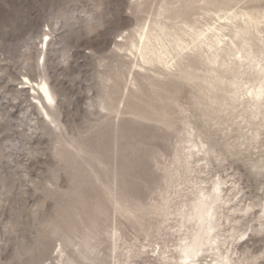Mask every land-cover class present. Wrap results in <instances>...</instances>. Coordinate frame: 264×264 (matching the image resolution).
Instances as JSON below:
<instances>
[{
  "label": "rangeland",
  "instance_id": "1",
  "mask_svg": "<svg viewBox=\"0 0 264 264\" xmlns=\"http://www.w3.org/2000/svg\"><path fill=\"white\" fill-rule=\"evenodd\" d=\"M173 1L0 0V264H59L61 245L69 258L94 247L88 255L102 260L115 229L136 252L161 242L173 224L164 210L176 198L188 125L211 147L213 175H234L248 199L264 200V148L247 151L244 133L254 126L234 124L236 112L217 113L230 95L219 74L209 79L208 66L188 56L181 68L193 80L178 67L136 73L118 38L128 32L131 42L132 29L154 19L161 4H168L166 16L181 15L176 23L203 29L216 13L264 12V0ZM262 37L250 45L264 63ZM24 77L49 83L55 123L43 121ZM260 138L264 144V129ZM236 225L244 231L256 222ZM244 248L245 264H264L263 235ZM149 256L133 264H152L156 254Z\"/></svg>",
  "mask_w": 264,
  "mask_h": 264
},
{
  "label": "bare ground",
  "instance_id": "2",
  "mask_svg": "<svg viewBox=\"0 0 264 264\" xmlns=\"http://www.w3.org/2000/svg\"><path fill=\"white\" fill-rule=\"evenodd\" d=\"M176 1L171 2V4H176ZM161 5L164 6V13L162 14L160 21H157L155 18L153 19L152 25L149 26V39H155L154 34L159 32V28L156 27L157 24L161 27L169 29L170 31L175 28L178 38L185 43L188 42L189 37L184 36L182 33L186 32L187 29H182L179 25L187 23L188 28L200 30L195 25L190 24L185 20L168 25L169 20L175 21L182 17L176 12H174L173 17L166 16V14L170 12L168 4L166 3ZM228 12L229 11L225 12L224 15H221L219 21L214 18L212 19L214 21L213 24H209L203 28V30L207 31L210 26L215 25L216 31L209 32L205 41L206 44L211 45V51H209L208 47H205L195 56L188 57L200 58L208 66L209 79L215 80V77L219 74V78L216 79L217 83L220 84V86L223 85L230 89L229 96L223 95L220 108L216 110L217 113H226L227 111L236 112L237 116L233 119L234 124L241 126L242 123L246 122V124L254 126L255 129L253 131L244 133L247 137L249 145L246 150L249 151L251 147L255 150L257 148V144L264 148V144L260 141V135L262 129H264V103L260 100H254L253 97L247 96V92L249 91L253 92L254 96L257 95L259 89L264 86L263 60H261L260 57L252 51L250 45L253 40L260 42L263 40L262 35L264 34V25L254 24L252 21H248L246 24L244 16L248 15L251 16L253 20H256L260 15L257 11H235L236 15L234 16H228ZM156 15H160L159 10ZM216 15L218 14L216 13L215 16ZM229 20L231 23L227 22ZM231 27L233 28V35L229 38V35L225 31ZM237 32H239V35H237ZM45 36L49 37V35ZM133 36L134 35H132V37ZM225 36L227 39L223 41L222 45L216 43L218 37ZM234 39H238L240 44L247 47V49L245 47L241 49L240 46L235 43ZM41 44L43 45V40ZM232 45H235V49H233ZM127 50L130 49H126V52ZM236 57H241L243 62H241V59H237ZM172 59L175 58L172 56L168 57V61H171ZM181 63L182 60H177L172 68L169 69L163 66L161 61L156 60L154 63L144 65V70H146L147 67H155L170 71L175 69V67H178L180 74L186 73L189 80L195 79L193 74L182 70ZM135 72L138 73L141 71H139V68L137 67ZM226 72H232L234 74L233 78L229 81H225V78L222 76V73ZM214 75L216 76L214 77ZM251 75H256V78H253L254 80L249 79ZM25 78L29 81V83L22 82L21 84L30 85V90L38 96L34 97V99L37 102V107L42 111L43 121L47 122V120H50L51 123H55V120L47 110V107L50 104L43 92L37 87V85L46 84L54 103V95L49 83L46 80L33 82L28 77H24V79ZM215 81L212 82L215 83ZM205 82H207L206 79ZM212 82L210 84H212ZM254 83H257V85H254ZM208 87L210 88V86ZM25 88L29 87L27 86ZM218 90L220 91V89ZM216 98L218 99L219 97ZM45 113H47V116L44 115ZM197 138L199 139L200 136H188V138L184 141V146L181 147L182 164L180 168L176 170L175 174V176H177L178 188L175 192L176 198L167 200V203L165 204L167 208L166 210L163 209L164 215H167L168 220H172L173 224H169L164 229V235L161 242H150L148 245L142 246L141 251L136 252L135 249L124 240L122 234H118L119 231L115 229L108 235L109 253L104 259H91L88 253L93 254L95 248L88 247L87 245L89 241L86 239L84 244L87 246V249L76 250V258H69L65 254V250L61 245L59 251L57 252V258L61 259L59 264H133L135 259H141L143 262H146V260H149V255L151 253L154 256L156 254L152 264H180L183 257L178 249L183 247V239L191 240L193 238V232L190 231V229L194 228V224H190L188 222L186 218L187 214L182 211L185 206H188L190 209L191 203L195 199V193L189 191L187 186L190 185L191 181H197L203 185L202 191H204L206 195L212 194V189L217 184L216 177H219L218 183L220 188V203H217L216 205V208L220 211L216 214L218 217L221 215L224 217L223 222L225 227L223 228V231L232 232L237 239L233 241L231 237H225V239H227L228 248L230 249V251L227 252L224 250L223 240H221L218 245H209L204 249L203 255L197 258L198 264H200V262H203V264H216L219 258L225 256L232 262V264H245L248 261V258L245 257L246 249H243V246L246 245L247 242L251 241L253 236H264V216L261 215V213L264 212V200L255 203L253 200L248 199L245 192L246 188L241 183V180L238 178L236 179L234 175L223 176L218 173L213 175L211 172L213 165L211 154L213 151L211 147H208L206 142H204L201 138L197 141ZM201 142L206 144L207 148H201L198 153L196 149L200 147ZM189 145H191V150H189ZM209 152L211 154H208ZM187 173L190 177L194 175L191 180L188 179V176L186 175ZM115 202L116 204L118 203L116 200ZM173 206L175 207V210L170 212ZM122 211L126 212V210ZM250 217H252V219L256 222V226L242 231L240 226H237L236 224L239 221H243V219H248ZM241 234L246 237L245 239L247 240L245 242H243L245 239L241 240L238 238ZM213 235L216 234L214 233ZM67 240L70 241L71 239ZM240 242H243L242 246L238 247ZM171 243V247H173V249H170L169 244ZM217 248L219 251L216 250Z\"/></svg>",
  "mask_w": 264,
  "mask_h": 264
},
{
  "label": "snow or ice",
  "instance_id": "3",
  "mask_svg": "<svg viewBox=\"0 0 264 264\" xmlns=\"http://www.w3.org/2000/svg\"><path fill=\"white\" fill-rule=\"evenodd\" d=\"M155 8V5H152ZM176 7V5H173ZM160 15H156L155 19L157 21L161 20L162 14L164 13V6H160ZM223 14L216 15L217 21L220 20V16ZM228 16L236 15L235 11H229ZM244 20L247 24L248 21H252L254 24L264 25V12H261L258 19L253 20L251 16L245 15ZM153 17L148 16L145 23L139 25L137 28L132 29L134 36L131 38V42L125 40V37H128V32H124L119 35V39L124 41V44L127 46V55L130 59L136 61L135 64L130 65L133 70H136L137 67L139 71H144V65L149 63H154L156 60L162 62L163 66L171 69L172 66L176 63L177 60H183L187 56H195L201 49L208 47L211 51V45L206 44V37L209 32H215V25L210 26L207 31L200 29L196 30L194 28H188L187 23L179 25L182 29H187L186 32L182 34L188 36L189 40L187 43L180 40L176 34L175 28L171 31L167 28L161 27L159 24L156 25L159 28V32L155 33V39H149V26L152 25ZM231 23V21H227ZM169 24L176 23L173 20L168 21ZM239 35V32H237ZM48 37L45 36L44 40L47 41ZM227 37H218L216 43L222 45L223 41ZM147 41V47H146ZM235 47V45H232ZM124 50V49H122ZM172 56L175 59L168 61V57ZM237 59H243L241 57H236ZM43 62V61H41ZM24 83H29L25 78ZM40 91L43 92L44 96L47 98L49 104H53L52 96L48 91L46 84L37 85ZM247 96L253 97L254 100H260L264 103V86L259 89L257 95H253V92H247ZM47 116V113L44 114ZM187 135L192 137L195 135V131L191 125L187 126ZM201 148H207V145L201 142L200 147L196 149L199 153ZM189 150H191V145H189ZM208 154H211L210 152ZM190 159V157H189ZM217 184L212 189V194L206 195L202 191L203 185L197 181H191L188 187V190L195 193V199L191 203L190 209L188 206H185L182 209L183 212L187 214L186 218L190 224H194V228L190 229L193 232V238L183 239L182 245L178 251L181 252L183 259L180 264H198L197 258L203 255L204 249L209 245H218L221 240L224 241V250L230 251L228 248L227 239L225 237H231L233 241L237 239L232 232H224V217L217 216V212L220 211L216 208L217 203H220V188H219V177H216ZM264 216V212L261 213ZM216 235H213V234ZM239 239L243 240L246 237L241 234ZM219 251V249H216ZM59 251V249H58ZM146 251V249H145ZM203 264V262H200ZM216 264H232V262L225 256L217 260Z\"/></svg>",
  "mask_w": 264,
  "mask_h": 264
}]
</instances>
